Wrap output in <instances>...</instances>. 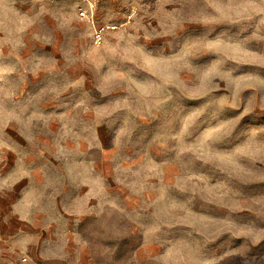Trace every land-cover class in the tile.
<instances>
[{
  "label": "rangeland",
  "instance_id": "1",
  "mask_svg": "<svg viewBox=\"0 0 264 264\" xmlns=\"http://www.w3.org/2000/svg\"><path fill=\"white\" fill-rule=\"evenodd\" d=\"M13 7L0 123L82 135L100 202L35 250L1 238L0 264H264V0H97L92 26Z\"/></svg>",
  "mask_w": 264,
  "mask_h": 264
},
{
  "label": "crops",
  "instance_id": "2",
  "mask_svg": "<svg viewBox=\"0 0 264 264\" xmlns=\"http://www.w3.org/2000/svg\"><path fill=\"white\" fill-rule=\"evenodd\" d=\"M13 1L22 26L75 25L81 6L79 0ZM19 121L7 130L0 123V239L9 248L24 242L25 249L35 250L42 235L54 233L63 221L74 223L70 228L81 226L86 206L93 211L100 195L94 164L84 161L82 135L46 131L43 136Z\"/></svg>",
  "mask_w": 264,
  "mask_h": 264
},
{
  "label": "built area",
  "instance_id": "3",
  "mask_svg": "<svg viewBox=\"0 0 264 264\" xmlns=\"http://www.w3.org/2000/svg\"><path fill=\"white\" fill-rule=\"evenodd\" d=\"M97 0H80V2L84 3L85 8L82 10L81 7L78 8L77 15L80 19H85L87 23L91 26L93 25V4ZM100 40V30L95 31V41L99 42Z\"/></svg>",
  "mask_w": 264,
  "mask_h": 264
}]
</instances>
